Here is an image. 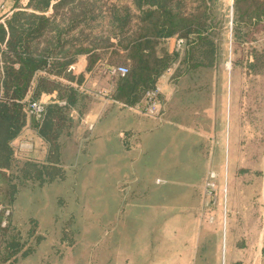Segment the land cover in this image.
I'll use <instances>...</instances> for the list:
<instances>
[{
  "label": "crops",
  "instance_id": "crops-1",
  "mask_svg": "<svg viewBox=\"0 0 264 264\" xmlns=\"http://www.w3.org/2000/svg\"><path fill=\"white\" fill-rule=\"evenodd\" d=\"M58 1L44 11L47 16ZM29 3L6 0L0 23L19 10L35 13ZM170 40L156 51L178 52L180 71L158 81L160 118L113 99L88 105L86 119L94 129L76 123L61 139L64 178L22 185L62 191L57 203H37L45 210L24 223L26 237L13 213L23 241L30 221H37L26 244L35 252L18 264H264V70L232 64L239 75L232 87L234 75L219 71L220 60L193 68L185 49H176L177 39ZM86 68V56L70 67L84 75L82 90L98 80ZM41 100L59 102L56 93ZM35 123L28 118L13 147L24 135L39 139ZM48 149L30 159L45 161ZM210 171L218 174L219 187L214 224L203 211ZM79 191L86 192L85 201L87 193L97 194L100 203H73Z\"/></svg>",
  "mask_w": 264,
  "mask_h": 264
},
{
  "label": "trees",
  "instance_id": "trees-1",
  "mask_svg": "<svg viewBox=\"0 0 264 264\" xmlns=\"http://www.w3.org/2000/svg\"><path fill=\"white\" fill-rule=\"evenodd\" d=\"M52 1L30 0L35 13L19 10L0 23V48L5 45L0 64V175L9 185L10 203L5 205L10 207L26 182L45 185L64 178L61 139L72 133L76 123L87 129L93 93L82 90L84 75L70 70L80 56L87 57L86 72L94 79L106 77L108 68H128L125 76L111 77L110 96L102 92L99 96L141 107L146 93L169 69L175 71L174 77L180 71L175 66L179 53L159 54V42L183 40L184 59L193 68H210L222 55L214 36L221 0H59L47 16L44 11ZM231 21L233 66L256 71L261 64L262 68L264 41L249 40L254 31L264 36V0H234ZM53 93L59 102L48 104L43 120L33 124L49 146L47 158H22L12 143L32 118L24 101ZM30 224L25 241L12 218L7 228H0V264H18L35 252L32 245L26 248L37 221ZM35 238L38 244L40 238Z\"/></svg>",
  "mask_w": 264,
  "mask_h": 264
},
{
  "label": "rangeland",
  "instance_id": "rangeland-1",
  "mask_svg": "<svg viewBox=\"0 0 264 264\" xmlns=\"http://www.w3.org/2000/svg\"><path fill=\"white\" fill-rule=\"evenodd\" d=\"M234 0H221V2L217 6V27L215 29V41H220V45L222 48V55H221V65L219 71L226 75V77H232L234 75V79H230V86L232 83V87L235 86V82H238V74H235L232 68V61L236 57L233 55L232 51V5ZM6 4V0H1L0 7L4 6ZM3 10L0 9V17L2 16ZM255 34H252L250 36L249 41H264L263 33L254 31ZM253 36H256V39H253ZM171 41V40H167ZM261 48V47H260ZM240 69V68H239ZM262 70H264V65H262ZM257 71H261V64L258 65ZM234 72V73H233ZM175 71L173 70V74ZM231 75V76H230ZM224 76H222V82L225 83L226 80L224 79ZM173 77V76H172ZM237 77V78H235ZM105 79L102 80H95L90 85H86L85 89L88 90L94 97L89 96V105L93 109L95 107V104L98 102H101V99L109 100L110 98L104 97L100 98L99 95L102 92L103 94H110V89H113L114 87V80L110 76L104 77ZM241 82H245V80H242ZM251 82V81H249ZM103 86H102V84ZM101 87L103 89H101ZM222 87H224V84H222ZM98 96V97H97ZM88 111L87 113H89ZM9 185L5 180H3V177L0 175V203L2 204H9ZM52 190H37V186L31 188L23 186L20 187L19 193L16 196L14 200V204H12L13 207V213L15 214V220L18 222L20 230H22V235L26 237V232L28 229V226H26L24 223L29 219V217L33 216L36 217L39 213V211H43L45 209H40L37 206V203H57V199L55 198V195H59V192L62 191L59 189H56L55 192H51ZM93 192V191H92ZM88 200L86 199V192L79 191L76 195V201L73 203H100V199L97 197V194L91 193L88 195ZM78 200V201H77ZM47 214L43 213V217ZM22 221V222H21Z\"/></svg>",
  "mask_w": 264,
  "mask_h": 264
},
{
  "label": "built area",
  "instance_id": "built-area-1",
  "mask_svg": "<svg viewBox=\"0 0 264 264\" xmlns=\"http://www.w3.org/2000/svg\"><path fill=\"white\" fill-rule=\"evenodd\" d=\"M184 44L183 40L176 41V49L179 51L182 49ZM5 49V45L0 48V64L2 59V53ZM128 73V68L126 67H113L105 70L104 75L110 77L125 76ZM173 70L169 69L163 77H172ZM171 80V79H170ZM162 87L157 85L153 90H150L145 95V101L143 106L137 107L139 113L147 117L160 118L163 113L162 107ZM26 110L30 117L35 119L36 122L43 120L46 107L48 102L38 100L34 101L32 99H25L24 101ZM64 104V103H61ZM87 129L92 131L95 127L94 123L85 121ZM17 155L22 158H31L34 154L44 151L47 144L40 138H32L28 136H23L15 144ZM218 174L215 171H210L204 186V203L203 211L205 212V219L209 224H214L216 220V215L214 212V206L217 204L218 199ZM13 217V208L5 204L0 203V228L5 229L9 226L11 218Z\"/></svg>",
  "mask_w": 264,
  "mask_h": 264
}]
</instances>
